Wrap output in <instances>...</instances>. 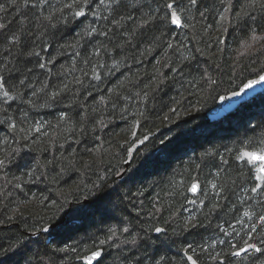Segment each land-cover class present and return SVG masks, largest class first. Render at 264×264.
<instances>
[{
    "label": "trees",
    "instance_id": "1",
    "mask_svg": "<svg viewBox=\"0 0 264 264\" xmlns=\"http://www.w3.org/2000/svg\"><path fill=\"white\" fill-rule=\"evenodd\" d=\"M244 2L246 0H233L232 12L235 13ZM6 3L7 0H0V4ZM155 6L153 2L152 7ZM226 6L221 0H203L200 10L205 12L204 16L194 11L191 28L175 29L173 26L171 32L175 41L182 43V47L187 45L183 51L195 56L193 65L199 69L193 72L195 79L199 81L200 73L206 72L215 83L206 81L199 86L196 83H177L173 87L169 81L168 86H161L162 90H157L155 77L159 73L167 76L171 72V69L163 67L164 57L160 54V48L144 52L145 45L127 46L123 54L116 57L121 61L120 68L104 81V91L122 82L124 87L119 90L126 95L147 91L150 100L155 97L149 105H137L133 101L128 105L129 112L124 114L125 119H121L117 112L115 121L99 132V139L93 140L89 136L81 139L79 144L71 138L65 142L64 137L69 136V132L59 121L60 107L35 114L36 119L46 125L47 135L44 131L37 134L36 143L30 145L33 149L30 154L41 159H53L56 166L54 170L49 168L50 177L42 178L36 184L24 185L22 192L0 180V185L12 192L11 196L0 195V243L7 246L6 241L11 236L20 235L25 230L50 226L66 218L64 225L55 229L53 235L57 242L50 245V250L67 247L69 251L57 252L52 257L55 264H83L77 257L89 254L86 250L97 246L103 250L102 264H125L126 256L120 248L99 245V240L107 239L105 232L109 226L121 227L119 221L122 218L127 222L126 214H130L137 226L142 224L147 228L155 225L168 230L166 252L172 257L173 264H189L183 255L188 243H192L196 249L195 253L189 250V254L197 258L199 264H216L215 253L226 251L229 240L240 245L247 239L249 224L243 212L256 214L264 211V207L257 199L246 198L252 195L248 170L243 166L238 167L239 162L234 157L237 149L254 147L264 137V93L217 123H211L207 113L215 107L221 96L237 91L248 80L264 73V44L253 42L249 29L235 21L232 26H228L227 21L218 22ZM8 11L16 15L15 10L9 8ZM144 11H148L147 5ZM123 14H131L139 21L141 11L128 7L123 10ZM128 26H133V22L129 21ZM224 27L228 29L222 37L225 43L220 44L217 37H221ZM257 35L264 33L257 30ZM245 42L253 44V47L246 50ZM3 48L4 45L0 43V54L7 56ZM241 52L245 54L241 55ZM61 59L64 68L70 67L68 57ZM178 91L187 97L181 104L171 100L172 96L181 98ZM93 95L98 101L104 93L94 92ZM81 102L96 103L92 97ZM169 105L177 111L171 112ZM138 107L145 114L133 117L131 113L136 112ZM112 118L110 112L104 115L106 121ZM58 123L60 126L56 127ZM133 124H138L134 134ZM160 130L163 132L136 152L126 169L129 148L139 139ZM6 135H9L7 128L0 125V140ZM53 141H58L55 147L52 146ZM59 143H64L63 149L59 148ZM72 148L75 149L74 153L70 150ZM208 153L214 155L209 156ZM221 155L228 161L227 165L221 164ZM21 171L23 169L13 167L9 179L13 173L20 174ZM123 173L125 176L120 179ZM194 182H198L202 190L197 197L189 193ZM212 183L225 188L221 197L226 195L227 199L220 198L221 210L209 217L208 226L199 229L195 236L183 232L182 226L189 217L195 215L198 220H205L207 204L214 191L211 189ZM129 194H132L131 202ZM241 199H244V203L240 202ZM193 200L195 204L190 202ZM201 200L205 202L204 208L199 206ZM133 205L141 210L138 219ZM157 208L159 211L155 217L147 215L150 210ZM230 208L235 211L228 210ZM9 216L13 217L12 221L8 220ZM241 218L246 221L244 226L237 223V219ZM218 224L230 232L233 231L230 225H235V232L231 237H225L217 228ZM152 237L156 238L157 234L153 232ZM221 239L225 240V244H219ZM254 242L259 243L258 236ZM213 243L216 244L215 249L209 247L202 252L199 247L200 244L207 247ZM72 248L77 251L72 252ZM221 258L225 264L234 259ZM262 261L264 256L250 253L242 264H262Z\"/></svg>",
    "mask_w": 264,
    "mask_h": 264
},
{
    "label": "snow or ice",
    "instance_id": "2",
    "mask_svg": "<svg viewBox=\"0 0 264 264\" xmlns=\"http://www.w3.org/2000/svg\"><path fill=\"white\" fill-rule=\"evenodd\" d=\"M153 2L155 7H152ZM221 3L227 6L220 13L218 22L227 21V25L232 26L235 21L249 29L253 42L260 41L264 44V35H257V30L264 33V0H246L235 13L232 12L233 0H221ZM202 4L203 0H7L6 5L0 4V43L4 45L3 52L7 53V56L0 54V125L9 132V135L0 140V180L22 192L24 185L41 182L42 178L51 176L49 168L55 169L56 162L53 159H41L30 154L33 151L30 145L36 143L37 134L44 131L47 135L46 125L37 120L35 114L60 107L59 121L69 132V136L64 137L65 142L71 138L74 143L79 144L81 139L89 136L93 140L99 139V132L108 123L115 121L117 112L121 119H125L124 114L129 112L128 105L133 101L144 106L154 101L155 97L150 100L147 91L126 95L119 90L124 87L122 82L107 92L104 91V81L120 68L121 61L116 57L123 54L127 46L145 45L144 52L160 48V54L164 57L163 67L171 69V72L167 76L159 73L155 77L157 90H162L161 86H168L169 81L173 87L177 83H196L197 86L206 81L215 83L206 72L200 73L199 81L195 79L193 72L199 71L193 65L195 56L186 54L183 48L187 45L182 47V43L175 41V37L171 35L174 28L192 27L190 21L194 19V11L203 17L205 12L200 10ZM145 5L148 6V11H144ZM128 7L141 11L139 21L131 14H123V10ZM9 8L15 10V16L8 11ZM129 21L133 22V26H128ZM227 30L224 27L221 37H217L220 44L225 43L222 37ZM165 36L167 39H162ZM252 47L253 44L245 42L246 50ZM244 54L241 52V55ZM62 57L69 58L70 67L64 68ZM157 63L160 64L161 61L158 60ZM189 76L192 79H188ZM258 84L264 85V74H258L257 79L248 80L244 88L252 89ZM94 92L104 95L97 101ZM178 96L181 98L171 97L173 103L181 104L182 100L187 99L179 91ZM87 97H92V101L96 103L81 102ZM63 109L71 111L65 112ZM169 110L173 113L177 111L170 105ZM109 112L113 114V118L106 121L104 115ZM131 114L135 117L137 114L144 116L145 113L138 107ZM136 127L138 124H133V134ZM57 143L58 141H53L52 146L55 147ZM64 146V143H59L60 149ZM70 150L75 152L74 148ZM234 159L239 162L238 167L243 166L248 170L252 195L246 198H255L264 207V137L254 147L237 149ZM219 160L222 165L228 164L222 155ZM13 167L23 171L20 174L13 173L9 179ZM211 189L214 191L207 204L205 220H198L195 215L189 217L182 226L183 232L195 236L199 229L208 226V218L221 210L220 198L227 199L226 195L221 197L225 188L212 183ZM189 190L193 194L202 191L198 183H193ZM0 195L7 197L12 192L0 185ZM131 195L129 194L130 202ZM190 202L196 203L195 200ZM240 202L244 203V199ZM199 206L204 208L205 202L201 200ZM133 210L138 219L141 210L135 208V205ZM228 210L235 211L234 208ZM158 211V208L150 210L147 215L155 217ZM126 215L127 222L122 218L119 221L121 227L109 226L105 232L107 239L99 240V245L108 244L110 247L120 248L126 256L125 264H173L172 257L166 252L168 230L155 225L147 228L142 224L137 226L132 222L130 214ZM243 217L247 218L249 224L247 239L240 245L229 240L226 251L215 253L216 264H225L222 256L234 258L229 260V264H237L238 261L242 264L250 253L264 256V211L256 214L244 211ZM8 220L12 221L13 217L9 216ZM237 223L244 226L246 221L241 218L237 219ZM230 227L232 232L217 225L225 237H231L235 232V225ZM54 232L55 229L51 226H44L9 237L7 246L0 243V264H55L52 257L57 252L67 253L69 249L63 247L50 250V245L57 242ZM153 232L157 234L156 238L152 237ZM257 236L259 243L254 242ZM218 242L225 244L223 239ZM199 247L203 252L209 247L215 249L216 244H209L207 247L200 244ZM189 250L196 252L192 243H188L183 249L186 261L199 264V260L189 254ZM71 251L76 252L77 249L72 248ZM86 251L89 254L78 256L77 259L82 260L83 264H102L103 250L99 246Z\"/></svg>",
    "mask_w": 264,
    "mask_h": 264
},
{
    "label": "water",
    "instance_id": "3",
    "mask_svg": "<svg viewBox=\"0 0 264 264\" xmlns=\"http://www.w3.org/2000/svg\"><path fill=\"white\" fill-rule=\"evenodd\" d=\"M261 92H264V85H256L254 88L252 89H248L245 90V88L243 87L240 92L238 93H242V95H234L231 94L230 96L227 97H223L219 100L218 102V106H217V111L209 114L211 117V120L217 121L219 122L221 120L222 117L227 116L228 114H230L231 112H233L234 110H236L242 103L245 102V98H249V97H253L254 95H257ZM247 98V99H248ZM215 109V110H216ZM219 116V117H218ZM213 117H218L213 118ZM163 130L157 131L155 133L149 134L141 139H139L138 141H136L128 150V157L127 160L125 162V167L126 169L129 168L136 152L142 147L144 146L147 142H149L150 139H152L153 137H155L157 134L162 133ZM125 176V173H123L120 177V179H122ZM194 183H198V182H194ZM199 184V183H198ZM200 185V184H199ZM191 188V187H190ZM201 189V187H200ZM189 193L192 197H197L199 195L198 194H193L190 190ZM66 221V218L62 219L60 222H57L56 224L50 225L52 228L56 229L62 225H64ZM35 238V237H34ZM190 264V262H189Z\"/></svg>",
    "mask_w": 264,
    "mask_h": 264
},
{
    "label": "bare ground",
    "instance_id": "4",
    "mask_svg": "<svg viewBox=\"0 0 264 264\" xmlns=\"http://www.w3.org/2000/svg\"><path fill=\"white\" fill-rule=\"evenodd\" d=\"M264 74V73H263ZM258 77H256V78H253V79H257ZM250 80H252V79H250ZM247 83V82H246ZM245 83V84H246ZM244 87V85H242L237 91H235V92H232V93H229V94H227V95H223V96H221L219 99H218V101H217V103H216V105H215V107H213L208 113H207V118H208V120L211 122V123H217V121H212L211 120V117H210V115L209 114H211V113H213V112H215V111H217V106H218V102H219V100L221 99V98H223V97H227V96H230L231 94H234V93H238V92H240V90L242 89ZM264 92H261V93H259V94H257V95H254L253 97H247V98H245L246 100H245V102L244 103H242L236 110H234L233 112H231L230 114H228L227 116H224V117H222L221 118V120L223 119V118H225V117H228V116H230V115H232L234 112H236L242 105H244L245 103H247V102H249L250 100H252L253 98H255L256 96H258V95H261V94H263ZM216 109V110H215ZM219 117V116H218ZM217 117V118H218ZM213 118H216V117H213ZM216 118V119H217ZM220 120V121H221Z\"/></svg>",
    "mask_w": 264,
    "mask_h": 264
},
{
    "label": "rangeland",
    "instance_id": "5",
    "mask_svg": "<svg viewBox=\"0 0 264 264\" xmlns=\"http://www.w3.org/2000/svg\"><path fill=\"white\" fill-rule=\"evenodd\" d=\"M176 118H177V117H176ZM60 221H61V220H60ZM60 221H59V222H60Z\"/></svg>",
    "mask_w": 264,
    "mask_h": 264
}]
</instances>
